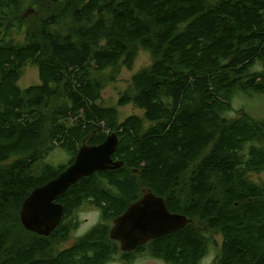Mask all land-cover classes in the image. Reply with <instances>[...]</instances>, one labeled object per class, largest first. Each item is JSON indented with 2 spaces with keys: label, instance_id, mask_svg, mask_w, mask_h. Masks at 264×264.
I'll return each instance as SVG.
<instances>
[{
  "label": "trees",
  "instance_id": "trees-1",
  "mask_svg": "<svg viewBox=\"0 0 264 264\" xmlns=\"http://www.w3.org/2000/svg\"><path fill=\"white\" fill-rule=\"evenodd\" d=\"M139 50L151 64L118 107L141 116L120 121L102 106L100 76L132 70ZM27 65L40 84L21 90ZM256 95H264V0H0V264H102L110 224L60 249L79 226L72 213L105 205L110 223L142 189L189 219L152 244L165 262L198 264L220 238L216 264H264V182L251 179L264 172V120L234 109ZM113 133L123 166L62 195L63 219L49 237L25 230L31 193ZM56 149L66 164L45 163Z\"/></svg>",
  "mask_w": 264,
  "mask_h": 264
},
{
  "label": "water",
  "instance_id": "water-1",
  "mask_svg": "<svg viewBox=\"0 0 264 264\" xmlns=\"http://www.w3.org/2000/svg\"><path fill=\"white\" fill-rule=\"evenodd\" d=\"M118 137L110 134L101 145L83 146L74 162L57 178L35 189L22 205L20 220L25 230L49 237L63 219L64 209L57 200L84 178L103 171H114L123 163L114 162ZM110 238L122 252H132L149 241L184 229L189 219L172 214L165 200L145 189L143 197L114 221Z\"/></svg>",
  "mask_w": 264,
  "mask_h": 264
},
{
  "label": "rangeland",
  "instance_id": "rangeland-1",
  "mask_svg": "<svg viewBox=\"0 0 264 264\" xmlns=\"http://www.w3.org/2000/svg\"><path fill=\"white\" fill-rule=\"evenodd\" d=\"M57 1V0H54ZM21 40V39H20ZM151 64L150 54L144 50H139L138 57L134 63L132 70L122 69L120 73L116 76L115 81L109 80L110 71L101 75L100 78L105 82V88L101 94V103L104 107L114 108L118 112V117L120 121L125 120L129 116H141V111L134 108L133 105H126L118 107V102L120 97L127 92L131 87L132 77L142 69H145ZM263 67L257 65L254 70L262 71ZM40 84L38 69L34 66L27 65L24 67L22 72V77L18 82V87L21 90H26L29 87L36 86ZM244 108L250 115L257 119L264 120V95H256L251 99L238 98L234 101V109L237 111ZM237 114L231 113L229 117H236ZM68 157L59 149H56L51 153L45 160V163L59 166L66 164L68 162ZM251 179L256 183L264 182V172L260 175H253ZM79 226L77 230L73 233L72 237L65 243L61 244L60 249L67 248L73 243V240L82 235L84 232L92 228L97 222L98 217L96 214L85 212L84 214H79L77 216ZM221 244V239L217 238V245ZM219 254V249L212 247L208 251V263L214 259V257ZM206 264V262H204ZM120 264V263H118ZM134 264H162L159 262L152 261L151 259H140L134 262Z\"/></svg>",
  "mask_w": 264,
  "mask_h": 264
},
{
  "label": "flooded vegetation",
  "instance_id": "flooded-vegetation-1",
  "mask_svg": "<svg viewBox=\"0 0 264 264\" xmlns=\"http://www.w3.org/2000/svg\"><path fill=\"white\" fill-rule=\"evenodd\" d=\"M144 190L145 189L140 190V192L142 193V196L137 201H134L133 203L129 204V206L142 199ZM102 208H106V206L102 205V206H96L95 207V206L90 205V204L87 203V204L82 205L80 208H78L77 210H75L72 213V216H71L72 219H73V217L77 218V216H79V214H82V213L84 214L85 212H90V213L96 214V216L98 217V222L92 228H90L88 231L84 232L82 235L77 236L73 240V243L70 246H68L67 248H64V249L73 248L76 244L79 243L78 242L79 239L77 240V238L85 237L87 234L92 232L97 227L101 226L102 228H104V227H106V226H108L110 224V229H109V232H108L106 243L108 244V246H110L111 252H110L108 258H106V260L103 261L102 264H118V263H120V264H134V262H136L137 260H140V259H151L152 261L159 262V263H162V264H172V263H169V262H165L160 256L156 255V253L153 251V248H152V244L156 240H159L161 238H165L167 236L153 239V240L149 241L147 244L138 247L137 249H135L132 252H127V253L126 252H122L121 249H120V244L118 242H116V241L111 240V238H110V231H111V229L114 226L113 221L115 219H113L110 223H109V221L106 222L105 217H104V215L102 213V211H103ZM172 214H176V213H172ZM215 248L217 250L219 249V252H220L221 244L216 245L214 247V249ZM207 256L208 255H206L203 258H201L198 261V264H205L204 262H206V264H216V262L218 261L217 259L219 257V254H217L214 257V259L210 261V263H208V258H206Z\"/></svg>",
  "mask_w": 264,
  "mask_h": 264
}]
</instances>
